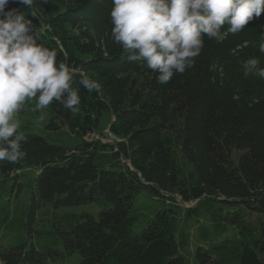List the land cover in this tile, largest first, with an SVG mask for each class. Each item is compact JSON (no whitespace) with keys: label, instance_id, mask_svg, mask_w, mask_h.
<instances>
[{"label":"trees","instance_id":"1","mask_svg":"<svg viewBox=\"0 0 264 264\" xmlns=\"http://www.w3.org/2000/svg\"><path fill=\"white\" fill-rule=\"evenodd\" d=\"M7 7L24 11L40 42L57 51V63L100 82L102 94L75 83L81 99L75 112L55 101L43 109L76 135L74 147L28 133L24 158L0 162V193L18 184L21 190L25 169H38L24 234L0 245V264H58L73 253L81 264H191L185 255L191 217L203 211L211 218L212 231L198 224L207 241L224 233L223 215L234 220L245 210L264 212V79L245 76L243 68L250 57L264 67V12L223 42L205 37L194 67L159 84L145 62L128 61L111 38L112 0H37L39 19L18 2ZM105 112L114 117L110 132L118 140H87ZM142 191L163 201L135 231L134 203ZM177 197L198 200L184 218ZM42 203L103 208L98 217L53 220L58 248L26 236L35 230ZM12 226L6 218L0 222ZM240 230L252 237H243L236 251L219 250L221 263L264 264V226L260 234ZM212 255L201 248L200 264H209Z\"/></svg>","mask_w":264,"mask_h":264},{"label":"clouds","instance_id":"2","mask_svg":"<svg viewBox=\"0 0 264 264\" xmlns=\"http://www.w3.org/2000/svg\"><path fill=\"white\" fill-rule=\"evenodd\" d=\"M11 2L25 5L37 19L39 13L37 0H0V162L15 164L26 155V137L16 119L26 101L37 100L34 111L55 101L75 112L81 99L73 85L97 94H102V85L64 61L57 63V51L40 42L24 11L7 7ZM262 12L264 0H112L111 38L128 61L145 62L157 82L167 84L194 67L205 37L223 42ZM259 51L264 54V42ZM243 68L245 76L264 79L258 57L248 58Z\"/></svg>","mask_w":264,"mask_h":264},{"label":"rangeland","instance_id":"3","mask_svg":"<svg viewBox=\"0 0 264 264\" xmlns=\"http://www.w3.org/2000/svg\"><path fill=\"white\" fill-rule=\"evenodd\" d=\"M37 100L33 99L25 102L23 111L17 114L16 119L21 123L19 131L24 134L35 133L45 137L48 141L65 145L68 147H74L78 143L76 135L70 130V128L59 119L55 118L51 112L45 110L34 111ZM114 117L105 112L99 123V127L96 132L88 135L87 140L97 139L102 142H113L118 140L110 132L111 123ZM129 165L126 159H122ZM38 169L36 167L27 168L21 178V190H19V184L11 188L8 186L6 190L0 193V222L6 218L13 226L11 229L0 227V245H8L12 238H18L21 234H24V224L27 221L29 208L32 201L34 181L37 176ZM163 201L161 197H153L147 191H142L138 194L134 203V211L136 210L137 216L134 224L136 225L135 231H138L145 221L151 216L152 212ZM168 203V201H166ZM197 201H182L180 197H177V203L179 204L180 216L184 218V212L186 209L195 207ZM102 206L95 203H84L74 206H61L59 208L53 207L51 203H42L37 211V218L35 223V230L32 234H26L29 239L38 241L40 245H49L51 247L62 248L60 244H57L56 232L54 230L52 221L58 217L66 216L67 214H84L90 213L95 217H98L102 211ZM227 209V208H226ZM194 214V212H192ZM223 225L225 227L224 233L221 237L212 238L207 241L203 240L200 235L198 224H204L210 231L213 230L211 218L207 216L203 211H200V216L191 217L186 223V228L190 234V246L185 251V255L191 264H200L198 259V253L203 251L213 254L209 264H222L221 260L223 255L217 254L219 250H238L243 244V237L251 238L250 234L244 235L240 230V227L246 229H252L261 233L264 226V212L249 213L242 211L237 216H234V220H231L232 215H223ZM197 220H200L198 223ZM183 221V219L181 220ZM253 231V232H254ZM58 264H81V258L78 253L67 255Z\"/></svg>","mask_w":264,"mask_h":264}]
</instances>
